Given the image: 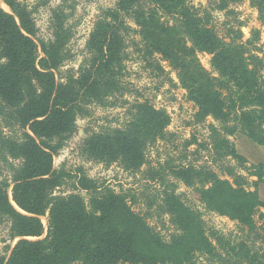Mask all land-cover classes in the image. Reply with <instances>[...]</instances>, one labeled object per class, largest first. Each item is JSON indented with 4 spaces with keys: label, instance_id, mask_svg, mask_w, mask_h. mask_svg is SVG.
Here are the masks:
<instances>
[{
    "label": "trees",
    "instance_id": "1",
    "mask_svg": "<svg viewBox=\"0 0 264 264\" xmlns=\"http://www.w3.org/2000/svg\"><path fill=\"white\" fill-rule=\"evenodd\" d=\"M240 1L220 0L216 6L225 10ZM3 2L11 14L0 7V125L11 134L0 131V164L11 176L0 179V224H8L7 241H17L5 248L9 254L0 257V264H194L196 253L216 264H264V249L250 257L221 233L202 231L203 222L170 179L193 187L206 209L233 214L250 225L253 208L264 204V47L252 51L251 41L225 42L212 25L211 12L196 9L190 0H116L89 37L80 73L63 79L60 68L72 58L68 43L73 37L64 7L53 11L51 39L40 41L27 8L17 0ZM128 19L141 29H133ZM130 33L140 36V42ZM127 39L143 52L146 68L164 74L163 61L177 71L198 105V123L207 117L218 122L219 126L208 124L210 142L202 145L212 163L230 157L258 165L257 191L232 189L206 167L175 163L170 155L149 165L148 146L172 135L166 111L148 101L134 100L125 129L92 135L85 150L129 173L146 164L147 183H158L162 189L114 191L84 173L53 168L54 156L74 133L76 117L92 104L105 106L112 99L116 104L123 98ZM197 53L212 55L219 77L209 78L195 64ZM225 169L239 187L232 168ZM69 179L80 191L54 195V189ZM153 217L162 225L161 218H166L173 228L167 240L150 225Z\"/></svg>",
    "mask_w": 264,
    "mask_h": 264
},
{
    "label": "rangeland",
    "instance_id": "2",
    "mask_svg": "<svg viewBox=\"0 0 264 264\" xmlns=\"http://www.w3.org/2000/svg\"><path fill=\"white\" fill-rule=\"evenodd\" d=\"M17 1L31 13V19L36 29V39L40 41L51 39L53 11L59 6L64 7L65 13L68 14L66 24L71 27L73 37L68 43L72 58L67 60L60 68L63 79L66 75L77 77L80 73L88 57L89 37L96 28V24L103 18V12L108 8H113L116 3V0ZM190 1L196 9H206L211 12L212 25L219 37L224 39L225 42L229 40H234L236 43L251 41L252 45L255 46V48L250 47L252 51L264 47V0H242L239 3L230 5L225 10H220L216 6L220 0ZM0 7L6 13L11 14L3 0H0ZM162 20L168 21L169 27L173 25L171 19L163 18ZM128 23L133 29H141L133 20L128 19ZM155 32L159 36L161 32L159 26H156ZM130 38L136 42L141 40L140 36L134 33H130ZM128 40V59L124 61L123 76L126 91L123 98L117 100L116 104H113V99L110 100L111 105L92 104L87 107L85 114L77 116L74 122V133L54 156L53 168L63 167L65 170L71 171L73 175L84 173L88 178L97 181L98 185H103L114 191H143L146 186H149L148 191L162 189L158 183H147L148 181L143 174L144 169L147 167L146 164V166H142L141 171L129 173L117 163L107 164L94 159L85 150L86 140L92 135L98 133L111 135L117 129H125L126 121L129 119V105L134 100L148 101L155 109L166 111L169 117L167 130L172 135L165 142L161 140L148 146L146 161L149 165L156 166L158 163L164 162L167 155H170L176 161L175 163L183 161V163H193L195 167H206L215 173L219 180L228 181L233 186L232 189L257 191L259 183L258 165L249 160L241 163L230 157L212 163L209 151L204 150L202 145L210 142L208 124L219 126L218 122L213 121L211 117H207L205 121L198 123L195 118L198 105L192 101L188 90L181 84L177 71L168 62L163 61H160V64L164 74L158 73L154 68H146V60L142 56L143 52H137ZM140 47L141 45H139ZM256 54L263 58L260 51H257ZM38 57H43L40 50L38 51ZM195 59L197 61L195 64L203 69L209 78L219 77V72L212 67L211 54L197 53ZM0 131L5 135L11 134L10 130L3 128L2 125H0ZM188 142H190V145L186 146ZM183 156L186 157L183 159ZM226 167H231L238 177L235 179V183L239 187H235L234 178L227 175L229 170H226ZM4 176L10 177L11 173L3 164H0V179ZM170 179L175 186L176 193L182 195L183 201L191 207L203 222L200 228L202 231H208L207 234L210 231L221 233L233 241L234 244L241 246L244 253L248 252L250 257H254L255 252L264 249V219L261 217L264 216V204L260 203L253 208L250 225H244L233 214L221 215L211 211V209H206L199 201V196L195 193L193 187L186 186L183 182L175 181L173 178ZM74 182V179L67 180L64 185L54 189V195H67L71 191H80L73 187ZM82 196L85 198L84 193H82ZM141 208L142 205L134 207L136 211ZM40 219L46 225V217L42 216ZM161 219L165 225H162L157 217L149 219V223L167 240L169 234L173 232V228L166 221V218ZM7 239L8 224H0V257H5L8 253V248H5L9 247L11 249L17 241L15 239L10 242ZM194 264L216 263L212 262L210 258L196 253Z\"/></svg>",
    "mask_w": 264,
    "mask_h": 264
}]
</instances>
